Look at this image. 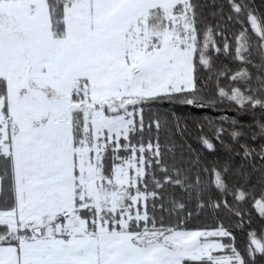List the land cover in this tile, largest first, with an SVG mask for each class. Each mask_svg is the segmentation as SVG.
<instances>
[{"label":"snow or ice","instance_id":"obj_1","mask_svg":"<svg viewBox=\"0 0 264 264\" xmlns=\"http://www.w3.org/2000/svg\"><path fill=\"white\" fill-rule=\"evenodd\" d=\"M0 264H264V0H0Z\"/></svg>","mask_w":264,"mask_h":264},{"label":"trees","instance_id":"obj_2","mask_svg":"<svg viewBox=\"0 0 264 264\" xmlns=\"http://www.w3.org/2000/svg\"><path fill=\"white\" fill-rule=\"evenodd\" d=\"M199 2L203 3V2H205V0H199ZM256 3H257V5H260L262 3V0H256ZM207 12H208V10L206 9L205 10L206 15H207ZM209 19H211V17H209ZM225 62H227V61H225ZM179 114L188 115V110H184V111L180 112ZM177 140H179L178 137H177ZM220 215L225 218V222L227 223V217H228L227 211L225 210V211L221 212ZM207 222L211 223V221H207ZM260 224H261V222L257 220V221H254L253 226L254 227H260Z\"/></svg>","mask_w":264,"mask_h":264}]
</instances>
